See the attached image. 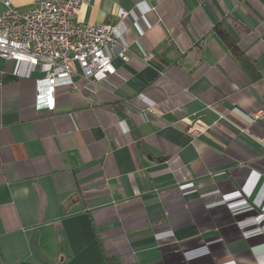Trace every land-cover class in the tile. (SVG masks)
I'll return each mask as SVG.
<instances>
[{
    "label": "crops",
    "instance_id": "0c3cea01",
    "mask_svg": "<svg viewBox=\"0 0 264 264\" xmlns=\"http://www.w3.org/2000/svg\"><path fill=\"white\" fill-rule=\"evenodd\" d=\"M77 20L116 22L132 57L102 82L77 64L48 110L46 64L0 56V264H264V0H91Z\"/></svg>",
    "mask_w": 264,
    "mask_h": 264
},
{
    "label": "built area",
    "instance_id": "2783aa9c",
    "mask_svg": "<svg viewBox=\"0 0 264 264\" xmlns=\"http://www.w3.org/2000/svg\"><path fill=\"white\" fill-rule=\"evenodd\" d=\"M14 1L0 0L4 6L0 11V56L31 65L46 64L45 76L36 80L37 109H55L57 83L77 75V64L86 79L102 82L116 72L113 57L126 61L132 57L116 34V22L77 20L81 6L91 0H33L28 11L20 10ZM127 16L128 11H119L120 19ZM253 117L264 118V110Z\"/></svg>",
    "mask_w": 264,
    "mask_h": 264
},
{
    "label": "trees",
    "instance_id": "16d2710c",
    "mask_svg": "<svg viewBox=\"0 0 264 264\" xmlns=\"http://www.w3.org/2000/svg\"><path fill=\"white\" fill-rule=\"evenodd\" d=\"M219 33L221 35V37L225 40V42L227 43V45L229 46V48L231 49L232 53L235 55V57L246 67H250L251 65L253 66L251 60L249 59V57L246 55V53L239 47V45H237L235 43V41L231 38V36L229 35V33L222 29L219 28ZM110 264H120L118 261H116L115 259H112Z\"/></svg>",
    "mask_w": 264,
    "mask_h": 264
}]
</instances>
